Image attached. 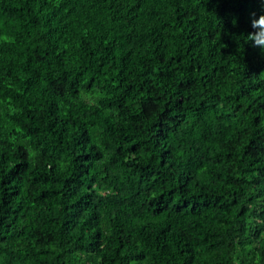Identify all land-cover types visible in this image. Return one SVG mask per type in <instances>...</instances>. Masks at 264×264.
Instances as JSON below:
<instances>
[{
  "label": "trees",
  "instance_id": "1",
  "mask_svg": "<svg viewBox=\"0 0 264 264\" xmlns=\"http://www.w3.org/2000/svg\"><path fill=\"white\" fill-rule=\"evenodd\" d=\"M260 0H0V264H264Z\"/></svg>",
  "mask_w": 264,
  "mask_h": 264
},
{
  "label": "clouds",
  "instance_id": "2",
  "mask_svg": "<svg viewBox=\"0 0 264 264\" xmlns=\"http://www.w3.org/2000/svg\"><path fill=\"white\" fill-rule=\"evenodd\" d=\"M260 3L264 5V0H260ZM251 17L250 24L254 31L243 37L246 43L251 42L252 47L259 48L264 54V14L256 17V14L252 13Z\"/></svg>",
  "mask_w": 264,
  "mask_h": 264
}]
</instances>
